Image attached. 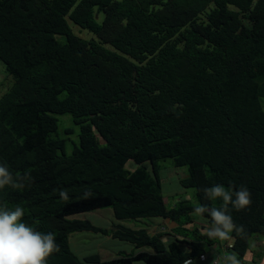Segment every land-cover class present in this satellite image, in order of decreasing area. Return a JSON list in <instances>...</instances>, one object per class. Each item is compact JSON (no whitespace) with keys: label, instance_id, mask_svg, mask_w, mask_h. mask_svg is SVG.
Returning a JSON list of instances; mask_svg holds the SVG:
<instances>
[{"label":"trees","instance_id":"obj_1","mask_svg":"<svg viewBox=\"0 0 264 264\" xmlns=\"http://www.w3.org/2000/svg\"><path fill=\"white\" fill-rule=\"evenodd\" d=\"M0 62L13 79L0 95V163L20 185L0 189V203L54 234L47 264H183L187 251L203 262L227 240L193 214L219 206L203 192L215 183L251 191L231 210V253L264 237V0H0ZM173 167L194 200H165ZM102 207L143 226L68 218ZM82 230L139 251L78 257L69 235Z\"/></svg>","mask_w":264,"mask_h":264},{"label":"clouds","instance_id":"obj_2","mask_svg":"<svg viewBox=\"0 0 264 264\" xmlns=\"http://www.w3.org/2000/svg\"><path fill=\"white\" fill-rule=\"evenodd\" d=\"M9 185L20 186L8 167L0 163V189ZM203 192L209 201H219V206L197 203L193 214L198 220L208 221L206 235L209 238L227 240L220 242V254H214L213 244L209 246V257L205 252L200 258H208L210 264H241L237 255L231 253L234 243L231 234L237 228L231 210H245L251 205L250 189L246 185L237 187L230 182L227 186L222 183L212 184L205 187ZM60 195L65 198L68 196L63 191ZM24 216L22 206L9 207L0 203V264H47V258L58 250L54 234L37 230L23 219ZM183 264H195L189 251Z\"/></svg>","mask_w":264,"mask_h":264},{"label":"rangeland","instance_id":"obj_3","mask_svg":"<svg viewBox=\"0 0 264 264\" xmlns=\"http://www.w3.org/2000/svg\"><path fill=\"white\" fill-rule=\"evenodd\" d=\"M71 29L75 34H89V32L85 29L80 28L79 26L70 23ZM80 31V32H79ZM84 37H89L90 35H83ZM12 77L6 72L4 65L0 62V95L12 84ZM66 117L63 116L62 119ZM170 162V161H167ZM174 169V170H173ZM173 169L167 168L165 170V175L163 177L164 182L162 183V193L164 194L165 200H167L168 204H172L181 198H190L194 200L193 188H185L179 185L178 177H182L186 172L184 167H173ZM177 171H181L183 173H177ZM175 200V201H174ZM69 219H88L92 223L96 225H100L102 227L110 228L113 224L121 223L125 226L137 228L143 226V224L139 221H135L134 219H117L114 217L112 209L110 207H102L94 210L83 211L79 213H75L68 216ZM154 222L153 225H156L155 222L164 221L166 224H171L169 220H162L160 217H152L149 218ZM141 220V219H140ZM144 221V220H143ZM155 226H152L150 230H155ZM204 231V230H203ZM69 243L71 250L78 256L82 257L84 255L98 252L101 256L102 260L104 259H112L118 256V252H123L120 256H123L125 253H135L139 251L135 249L132 244L121 241L118 239H113L111 237H105L99 233H95L93 231H76L69 235ZM264 247V237L258 236L255 234L253 238L250 240V246L244 256L240 259L241 264H255L253 258L258 261L257 264H264V254L261 256L259 252L262 251ZM143 250V249H141ZM214 254H220L222 252V248L220 242L217 241L213 245ZM209 248L206 251V255H209ZM258 254V255H257ZM260 254V256H259ZM256 256L258 258H256ZM261 257V258H260ZM260 258V259H259ZM206 264H209L208 258L205 257L203 260Z\"/></svg>","mask_w":264,"mask_h":264},{"label":"crops","instance_id":"obj_4","mask_svg":"<svg viewBox=\"0 0 264 264\" xmlns=\"http://www.w3.org/2000/svg\"><path fill=\"white\" fill-rule=\"evenodd\" d=\"M208 257H209V255H208ZM208 261H209V259H208ZM196 264H206V263L204 261L202 262V261L198 260ZM209 264H210V262H209Z\"/></svg>","mask_w":264,"mask_h":264},{"label":"built area","instance_id":"obj_5","mask_svg":"<svg viewBox=\"0 0 264 264\" xmlns=\"http://www.w3.org/2000/svg\"><path fill=\"white\" fill-rule=\"evenodd\" d=\"M226 246L230 247V245H229V244H227Z\"/></svg>","mask_w":264,"mask_h":264}]
</instances>
